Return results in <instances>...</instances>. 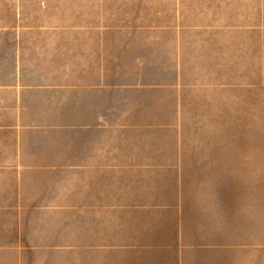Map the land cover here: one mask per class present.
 Instances as JSON below:
<instances>
[{
  "label": "rangeland",
  "instance_id": "obj_1",
  "mask_svg": "<svg viewBox=\"0 0 264 264\" xmlns=\"http://www.w3.org/2000/svg\"><path fill=\"white\" fill-rule=\"evenodd\" d=\"M6 2L0 264H264V0Z\"/></svg>",
  "mask_w": 264,
  "mask_h": 264
},
{
  "label": "crops",
  "instance_id": "obj_2",
  "mask_svg": "<svg viewBox=\"0 0 264 264\" xmlns=\"http://www.w3.org/2000/svg\"><path fill=\"white\" fill-rule=\"evenodd\" d=\"M8 5L9 4L6 2V0H0V8H4V7L8 6ZM4 20H5L4 17H0V23L1 24H4ZM3 34H4V30H1L0 31V55H4L5 54L4 49H5L6 45H5V38H4ZM228 244L229 243H209V245H201V244L197 243L196 246H197V248L203 247V246H208L209 248L216 249V248H228ZM197 252H199V250ZM211 253L212 254H214V253H216V254H218V253L220 254L221 253L222 254V252L218 251L217 249H216V252L215 251H211ZM216 256L218 257V255H216ZM220 260H221V258H220ZM198 264H202V263H200V260H198ZM213 264H221V261L219 263L218 259H216ZM224 264H227V261H225Z\"/></svg>",
  "mask_w": 264,
  "mask_h": 264
}]
</instances>
